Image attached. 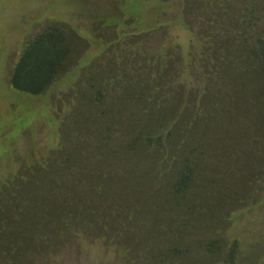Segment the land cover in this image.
<instances>
[{
	"label": "rangeland",
	"instance_id": "374dc122",
	"mask_svg": "<svg viewBox=\"0 0 264 264\" xmlns=\"http://www.w3.org/2000/svg\"><path fill=\"white\" fill-rule=\"evenodd\" d=\"M183 2L0 0V189L4 200L22 201L19 230L32 237L24 242L32 244L20 249L25 254L12 259L16 247L6 248L4 236L0 264H230L234 244V264H264V75L256 68L242 70L220 86L206 78L202 65L198 71L201 43L207 39L198 34L204 22L186 14ZM162 21L167 32L141 34L157 30ZM49 22L68 26L71 67L43 95L17 90L11 78L24 44ZM161 45H169L166 61L174 47L183 57L185 69L171 74L175 82L160 98L174 93L179 104L130 101L120 85H108L100 100L92 98L102 88L93 78L106 77L125 62L139 69L146 55L158 59ZM124 68L139 73L131 64ZM118 75L126 78L121 71ZM161 90H154L152 102ZM191 92L197 103L192 123ZM145 106H151L150 113L139 112ZM191 155L201 165L186 209L180 206L184 195L171 198L169 189ZM65 190L75 198L88 194L74 202L73 217L82 219L70 229L65 226L72 217L57 222L59 228L43 211L58 220ZM95 200L102 211L99 207L92 216L87 209ZM104 205L133 214L124 237L104 228ZM116 218L112 225L121 220ZM98 224L102 230L95 228ZM211 228L217 231L206 235ZM46 233L56 239L44 241ZM113 236L121 238L107 241ZM214 237L222 242L219 254L198 248Z\"/></svg>",
	"mask_w": 264,
	"mask_h": 264
},
{
	"label": "trees",
	"instance_id": "16d2710c",
	"mask_svg": "<svg viewBox=\"0 0 264 264\" xmlns=\"http://www.w3.org/2000/svg\"><path fill=\"white\" fill-rule=\"evenodd\" d=\"M183 9H185L184 12L186 14L189 11V16L191 18H201L202 23L204 22V25L200 28L202 33L199 32L198 34L201 36L205 35L207 39L205 41H202L201 43L202 50H200L199 52L200 59H198L199 66L197 67V70H200L201 65L206 68V78H214L215 80L217 79L216 81H219L217 85L223 86L226 84V82L232 80L231 77L237 78V73L241 72L242 70L256 68L261 74L264 75V26L262 25L264 21V0H184ZM49 23L50 24L34 33L32 35V38L27 40L24 44L22 54L14 67L13 75L11 78L12 85L17 90L24 91L33 95H43L48 92L49 89L57 81H59L71 67L70 60L72 59L73 55V47L67 37V32L69 31L67 29L68 26L63 23ZM163 23L166 22H158V25L162 26L159 27V29L157 28V30H152L148 33H145V37L147 35H150L151 33H154L155 31L158 33H162V31L165 32L166 28L165 26H163ZM216 25H218L217 29H213L212 26ZM228 31H233L236 33V35L230 36L228 34ZM214 32H216L219 37L216 36ZM226 45H231V49L227 48ZM168 46H160L161 51L158 53L157 60H155V57L149 56L151 52L148 53L149 57H147L146 55V57L139 61V69L134 62H125L122 64H118V66H116L117 68H111L109 71H107V73H105L107 74L106 77L102 78L101 76L97 75V77L93 78L94 80L92 82L95 84L98 83L95 81L100 80L99 83L102 85V88H98L94 93L95 97L92 96V98L100 100L106 95L105 93L108 85L111 88L120 85L119 87L122 86L123 91L126 92L125 97L130 101L132 98H136L138 99L137 101H140L139 98H141L144 100L143 103H145V105L155 104V102H157V104L166 102L168 104L171 102H173L174 104H179L178 100L180 99H178V95L176 96L174 95V93L173 97L170 94L167 100H160V98L164 97L167 93L163 89L169 83L175 82V80L172 79L171 74L173 72L175 74H177L178 72L181 74L185 69L183 57L181 56L182 54L178 47H174L170 50L168 54L169 61H166V52L168 50ZM151 47H149L148 50H155V47ZM226 48L227 50H225ZM171 51L173 53H171ZM130 64L135 68V71H139L138 74L136 72L134 73L125 70L124 67H128ZM167 68H169V70ZM153 69L155 70L152 71ZM117 70L118 73L119 71H121L122 75L126 76V78L118 75V73H115V71ZM142 71L145 72L146 76L143 77V75H141ZM128 72H131L130 74L132 75H129ZM218 73L220 74L221 78L219 77ZM226 76H228V80H226ZM134 87H137V89H139V87H142L144 88V92H139V90L137 89L130 90V88ZM155 89H162L161 95L158 96L156 94L157 98H155V100L152 102L153 92ZM198 95L195 97V99L198 98ZM189 96V101L187 102L188 107L193 109L189 113L188 119L190 123H192L193 120L191 115H193V110L197 103H193L192 92L189 94ZM205 98L203 96L201 100L204 101ZM224 100H222L221 102L219 101L218 104L214 106V108L221 104ZM149 108H151V106H145L144 109L140 108L139 112L150 113L151 111H148ZM193 116L195 117V115ZM159 139L160 137H156L154 141H157ZM152 143L153 141L150 140L149 145H151ZM158 146L160 147V145ZM162 146L165 150L163 144ZM198 162H200L201 165V160L199 161V159L197 158L195 160L193 155L188 157L184 161V165L181 170L176 173L177 177L173 179V184L169 189L171 198H181L182 195H184V204H180V206L185 205L186 209L188 206L186 201L187 194L191 192L194 184L197 181L196 174L200 168ZM54 189L56 193V191H58L57 186H54ZM17 190L20 191V189ZM17 190H15V192ZM3 191V189H0V245H2L1 240L4 238V236H7L8 244L4 245L10 250L11 248L8 246L9 244L12 247H16L14 252L11 251V256L12 259H18L20 256L25 254V251L20 249L22 247L24 249L25 245L27 244H32H24V242H29L30 240H32V237H29L28 235L25 236V234L21 230H19L20 219L22 217H19L17 213H23L25 211L23 210L24 208L21 204L22 201L19 202L16 197H9L7 201L4 200ZM30 194H32V192ZM84 194L85 195H79L77 198H75L73 194L69 195L68 191L66 192L65 190L63 194L64 202L60 203L62 206H58L57 208L59 215H61L58 220H51L52 217L50 216L48 210L43 207V211L46 212L48 221L61 228L58 223L60 221H63L64 217L66 218V215H68L72 217V220L71 223L65 226L66 229H70L69 227L73 226L74 223L80 225L82 216L73 217V215H76L78 209V207L74 205V202H83V198L88 195L86 192ZM16 195L21 196V193L19 194V192L17 191ZM102 205L103 204H101V202L97 200L91 202V207L89 208L90 210L87 209V213L92 214V216H96L99 213L98 211L96 212V210H98L100 207L99 211H102ZM104 206L105 211L100 213L101 218H103V220L108 223L104 225V228L109 227L110 231L118 230V233L121 235V237H124L126 230L130 228L129 224H131L133 221V214L128 210H123L122 212H114L108 206ZM84 207L86 208V206ZM195 207L196 206L189 204L190 209H194ZM81 213H83V210L81 211ZM117 215L121 220L118 221L116 225H112L111 222L115 218H111L116 217ZM92 216L89 217L92 218ZM98 225L95 228L102 230L103 224ZM78 226L77 230H79ZM214 231L217 230L211 228L206 235H208L209 233H214ZM5 233L7 234L4 235ZM97 235L98 233H95V236ZM114 237H116L117 239L121 238L118 236H113L108 238L107 241H111L112 239H114ZM216 238L217 237L204 240L199 244L198 248H208V252H212V254H219L222 242L220 239L217 240ZM52 239H56L55 235H53L52 233H46L44 241H49L51 243ZM33 246L34 244L32 245V247ZM236 249L237 248L234 244L232 249L233 253L232 255H230V264H234L235 262L234 252L236 251ZM6 253L7 251L5 252V254Z\"/></svg>",
	"mask_w": 264,
	"mask_h": 264
}]
</instances>
